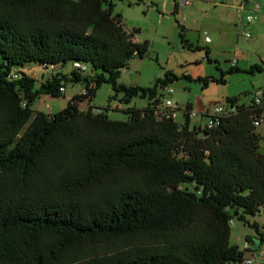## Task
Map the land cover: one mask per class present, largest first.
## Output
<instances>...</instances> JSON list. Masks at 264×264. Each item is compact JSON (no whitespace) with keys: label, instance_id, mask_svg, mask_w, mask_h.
Wrapping results in <instances>:
<instances>
[{"label":"trees","instance_id":"trees-1","mask_svg":"<svg viewBox=\"0 0 264 264\" xmlns=\"http://www.w3.org/2000/svg\"><path fill=\"white\" fill-rule=\"evenodd\" d=\"M113 7L111 0H0V264L238 262L247 251L230 245L231 222L264 215L253 106L232 99L236 113L203 131L188 119L157 120L155 105L176 77L167 73L151 87L117 82L148 42H134L138 30L126 31ZM28 62L47 78L15 71ZM68 63L69 74L55 72ZM238 71L234 65L213 80ZM67 81L84 82V94L56 114L33 113L40 95L62 96ZM105 83L125 103L139 97L147 105L129 107L126 121L108 110L81 111L78 103Z\"/></svg>","mask_w":264,"mask_h":264},{"label":"rangeland","instance_id":"rangeland-1","mask_svg":"<svg viewBox=\"0 0 264 264\" xmlns=\"http://www.w3.org/2000/svg\"><path fill=\"white\" fill-rule=\"evenodd\" d=\"M111 1L114 5L113 15H121L123 28L131 32L138 30L134 35L138 43L148 42L147 54L132 58L120 71L117 82L128 87H151L157 79L171 73L176 79L167 88L172 89L173 93L169 95L163 91L162 98L181 108L190 105L191 110L199 116L191 120V128L204 126L207 112L212 113L218 106L229 107L232 99L236 100L237 105H249L256 92L264 87V72L255 69L250 72L255 66H264V0H196L200 7L194 17L183 13L181 8L175 10L173 0ZM243 3L246 11L241 17L238 8ZM103 7L107 8V4ZM256 7L254 13H249ZM247 15L256 16L257 19L248 24L245 20ZM242 33H248L249 38H244ZM180 34L193 46L192 49L185 47ZM205 37H209L211 42H205ZM206 50L209 51L207 56ZM233 64L239 68L238 72L225 74L224 83L215 81L220 80L222 73L228 72ZM15 71L37 80L47 78L46 71L33 62L25 63ZM71 71L70 63L55 69V72L62 74ZM89 71L88 67L86 74ZM199 78L208 81L206 87ZM84 89V82L67 81L62 96L53 98L42 94L31 109L33 113L56 114L66 108L69 98L81 95ZM123 97L122 93L113 90L111 84L105 83L96 90L91 100H81L78 108L81 111H87L90 107L94 111L108 110L111 119L126 121L129 107L143 108L147 105V101L139 97L132 98L127 104ZM177 120L180 124L185 123L181 116ZM257 132L260 134V146L264 149V128L257 129ZM182 188L195 191L190 184H184ZM195 192L199 194V191ZM254 223L258 231L251 226ZM261 236L264 237L262 212L256 216H246L245 222L234 219L229 243L243 250L250 239L254 242L250 243V248L257 254L264 251V242L256 244Z\"/></svg>","mask_w":264,"mask_h":264},{"label":"built area","instance_id":"built-area-1","mask_svg":"<svg viewBox=\"0 0 264 264\" xmlns=\"http://www.w3.org/2000/svg\"><path fill=\"white\" fill-rule=\"evenodd\" d=\"M191 3L192 0H179L177 2V6L178 8H187L191 5ZM256 9L257 7L250 10L249 13H254ZM238 11L242 17L244 12L246 11V5L243 3L238 8ZM256 19V16L252 15H247L245 18L248 24ZM242 36L246 39L249 38L248 33H242ZM205 42L209 43L210 38L205 37ZM234 64H236V61H234ZM77 67L80 68L83 72L86 71V67L84 66L77 65ZM164 91L169 95L173 93V90L169 88H165ZM60 92L64 93L65 88H61ZM249 105L253 106V109L255 111L253 126L256 129L264 128V87L259 92H256L253 100ZM236 111L237 107L235 105H231L227 108H224L223 106L215 107L212 113L207 112L206 124L204 126L195 125V127L202 131L204 129H212L220 123V120L222 118L234 114L236 113ZM179 116H181L185 121L188 119L190 122L193 118L199 117L196 113L191 110V108H188L187 105L181 108L176 104H173L172 101L168 99L161 98L159 102L155 105V117L159 121L163 119H171L179 123L177 120ZM243 250L247 251L243 258L238 262H232L229 264H264V251L257 252V254L253 253L248 242H246Z\"/></svg>","mask_w":264,"mask_h":264},{"label":"crops","instance_id":"crops-1","mask_svg":"<svg viewBox=\"0 0 264 264\" xmlns=\"http://www.w3.org/2000/svg\"><path fill=\"white\" fill-rule=\"evenodd\" d=\"M195 1V2H194ZM197 1H199V0H197ZM196 0H192V3H191V5L189 6V7H187V8H181V9H183L184 11H183V13H185V14H187L188 16H190V17H194V15H197L198 13H199V5H198V3H196L197 2ZM164 6L166 7L167 6V4H164ZM186 19L184 18V21H185ZM194 21V20H193ZM192 21V22H193ZM133 41L134 42H137L135 39H133ZM211 42V41H210ZM209 42V43H210ZM236 66V65H235ZM237 67V66H236ZM43 77V76H42ZM84 92H85V89H84V91H83V93L82 94H84ZM47 97H50V96H47ZM71 98H69L68 99V101L70 100ZM48 115H51V114H48Z\"/></svg>","mask_w":264,"mask_h":264},{"label":"water","instance_id":"water-1","mask_svg":"<svg viewBox=\"0 0 264 264\" xmlns=\"http://www.w3.org/2000/svg\"><path fill=\"white\" fill-rule=\"evenodd\" d=\"M260 152H261L262 154H264V149L261 148V149H260ZM256 244L259 245V241H257Z\"/></svg>","mask_w":264,"mask_h":264}]
</instances>
